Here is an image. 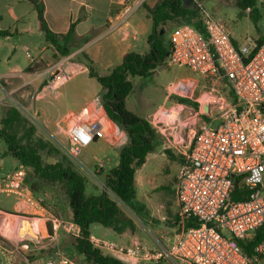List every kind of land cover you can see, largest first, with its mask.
<instances>
[{"label": "built area", "instance_id": "obj_1", "mask_svg": "<svg viewBox=\"0 0 264 264\" xmlns=\"http://www.w3.org/2000/svg\"><path fill=\"white\" fill-rule=\"evenodd\" d=\"M145 2L123 0L121 8L108 19V31L129 28L132 16ZM201 22L203 31L190 25L174 31L167 62L227 84L235 99L219 97L208 114L180 105L185 112L182 122H171L162 113L152 117L151 125L168 140L170 148L184 157L176 183L180 231L168 248L151 250L140 243L123 248L112 242L99 243L124 264H264V241L254 247L251 257L238 244L240 240H252L264 225V42L248 39L236 44L226 25L204 7ZM0 93L14 100L3 77ZM172 93L191 98L175 90ZM27 112L33 124L41 125L35 114ZM202 115L209 121H203ZM110 125L113 122L106 116L88 110L75 115L68 128L67 155L78 160L92 143L118 137ZM26 179L24 168L0 167V195L15 197L17 212L36 213L31 224L39 236L50 224L80 237L81 228L75 223L52 214L37 216L41 203L33 197ZM237 180L249 192L243 201L230 197ZM1 215L9 217L0 210ZM188 221L194 226L186 227ZM26 240V235L15 237L22 250L31 251Z\"/></svg>", "mask_w": 264, "mask_h": 264}, {"label": "rangeland", "instance_id": "obj_2", "mask_svg": "<svg viewBox=\"0 0 264 264\" xmlns=\"http://www.w3.org/2000/svg\"><path fill=\"white\" fill-rule=\"evenodd\" d=\"M202 6L226 25L231 36L238 43H243L248 39L254 41L264 40V0H257L256 7L259 18L256 23L253 22L251 10L249 9L242 13V16H239L236 0H210L207 5L203 2ZM34 21L35 10L31 4H17L15 9H11L4 2L0 3V24L7 31L14 32L23 25L22 22L29 24ZM173 33L174 31L167 33L168 40L171 41ZM37 35H40L41 38H38L36 35L27 34H14L8 38H0V75L12 71L13 68L15 70L24 69L29 65L32 58L39 56V48L41 46L39 44L44 43L45 38L42 34ZM63 61L67 63V59L65 58ZM59 64L63 65L62 63ZM47 66L48 64H45V70L48 69ZM48 81L49 74L44 81V85H47ZM92 81L98 86V82L95 79ZM82 84L83 79L76 78L66 86L61 87L57 92H54L52 96L48 97L46 95V98L43 100L44 103H48L50 112L54 114L58 125L65 123L69 112H78L85 103L86 95L75 94L76 88L81 87ZM132 84L134 86L133 93L137 98L136 112L139 116L151 113L150 116L145 118L149 121L152 120L154 115L162 113L171 122H182L185 112L179 109V106H191L190 103L184 102V100H189L195 104L192 106L193 109L197 111L201 109L204 114H207L204 108L210 97H223L227 100L232 98L227 84L217 82L212 78H205L188 68L174 66L169 64V62L159 66L157 73L152 77H136ZM85 88L91 91L90 86H86ZM6 90H8L7 87ZM173 90L176 93H184L185 96L188 95L191 98L173 94ZM41 97H43V94H41ZM164 101L165 104L162 109H158L155 112L154 110L160 104L163 105ZM216 101V99L210 101V109L211 105ZM54 105L55 108L53 107ZM7 107H12L19 111L20 119L25 122L21 124L22 126L17 123L11 130L5 128L4 121L7 117ZM27 111L35 114L41 125L36 126V124H33ZM103 116H106L112 122L105 111ZM202 120L204 121L205 118ZM29 124L36 130L35 134H32V139L35 140L42 137L50 141L55 149L61 152V154L66 155L75 168L84 175L87 181L86 192L88 196L104 191L108 192L105 178L103 177V166L98 164V162L104 160L106 155H117L110 148L111 144L109 146L105 140L96 141L83 150L78 160H73L65 151V148L68 146L67 136L55 134L45 126L37 105L32 103V99L27 101L21 96H14V100H9L5 98L4 94L0 93V131L6 130L7 134L17 132L21 137L30 133L31 126ZM110 130L114 132L113 125H110ZM158 134L161 137V144L155 150L157 153L151 157L145 170L139 169L138 172L140 189L138 188L137 191V199L145 207L148 214V225H144L137 215L120 203L125 214L134 221L136 227L139 229L138 231L141 232V238L144 242L149 243L148 248L151 250L170 247L177 239L180 231V224L177 219L180 214V207L177 201L176 183L179 167L182 162L177 158L171 160L165 152L171 151L174 157H181V155L176 150L170 148L168 140L163 135ZM7 148L5 139L0 137V167L4 170L19 167L20 164L16 159L7 156ZM42 155L45 162L51 160L47 150ZM30 182L35 183L36 181L32 179ZM65 203H67V197L59 194L56 190L50 204L52 207L51 214L59 217V212L64 211ZM0 210L9 215V217L0 216V264H26L25 262L31 260L32 256H34L33 253L31 254V252L22 250L20 245L15 243V237L17 238V236L21 235L20 232H22L24 224L20 216H25V214L15 212V199L8 195H0ZM39 240L41 244L45 242V239H41V237ZM30 246L33 247L32 243H30ZM43 253L45 262L52 261L56 256V252L51 248L45 249ZM75 258V263L89 264L83 261L82 256L77 253L74 255Z\"/></svg>", "mask_w": 264, "mask_h": 264}, {"label": "trees", "instance_id": "obj_3", "mask_svg": "<svg viewBox=\"0 0 264 264\" xmlns=\"http://www.w3.org/2000/svg\"><path fill=\"white\" fill-rule=\"evenodd\" d=\"M37 13L38 30L61 56L71 54L73 48L69 42L73 36L74 26L67 34H56L48 26L45 20V8L38 0H29ZM209 0H158L151 7L144 3L148 16L153 20V30L148 40L149 49L145 53L128 52L123 57L122 63L106 75H100L93 60L86 54H82V60L89 70V76L94 78L101 87L99 96L100 104L113 123L118 125L127 135L126 144L119 152V163L115 168L106 172L105 184L108 190L98 195H87V181L84 175L78 171L69 158L58 152L54 145L40 137L32 139L36 130L30 124V133L19 136L17 132L8 133L0 131V137L5 139L8 146L7 156L16 159L20 166L27 172L26 184L33 194H41L52 200L55 191L67 197L71 219L81 228V236L70 235L74 242L78 255L89 264H124L121 261L104 255L90 240V226L100 224L121 234L126 230L135 231L136 225L123 209H127L137 215L144 225H148V214L137 199L136 173L144 166L148 154L154 152L161 144V137L151 125L150 121L138 116L127 107V98L133 90L130 77L149 78L156 69L164 65L171 55L172 44L167 38V33H172L182 25H190L199 31L203 29L198 25L201 19V7L203 2ZM257 0H236V8L239 16L251 10V18L254 23L258 21L259 14L256 7ZM10 36V32L0 30V38ZM236 44L237 41L234 40ZM264 42V40H259ZM31 70V68H28ZM231 93V92H230ZM232 99H235L231 93ZM184 102L195 105L189 100ZM7 117L4 121L6 129H13L17 123L24 124L20 119V113L12 107H7ZM205 120L209 118L204 115ZM50 154V161H44L42 153ZM165 154L175 160L184 161V157H174L171 151ZM105 174V171H103ZM31 178V179H30ZM35 179V183L30 180ZM112 194V195H111ZM249 192L239 180L235 182L230 193L231 200L243 201ZM180 221L179 216L177 217ZM192 221L186 223V227H192ZM264 241V225L256 232L250 241H238L244 254L253 255L254 247ZM76 258L74 259L75 262ZM78 264V263H76Z\"/></svg>", "mask_w": 264, "mask_h": 264}, {"label": "crops", "instance_id": "obj_4", "mask_svg": "<svg viewBox=\"0 0 264 264\" xmlns=\"http://www.w3.org/2000/svg\"><path fill=\"white\" fill-rule=\"evenodd\" d=\"M43 3L45 8V20L49 28L56 34H67L74 26L73 36L68 43L73 48L70 55L63 57L59 52L45 39L44 43H40V54L36 58H32L29 65L24 69L9 71L6 74H1L0 77L4 78L5 85L8 91L12 92L14 96H21L25 100L32 99V103L37 105V108L41 114L42 121L48 129H51L55 134L66 135L68 138V128L71 119L79 114L83 110H88L93 115L102 116L104 109L102 108L99 99L101 93V87L98 84L96 86L93 83V79L89 76V70L82 60V54H86L90 57L97 72L100 75H106L110 70L122 63L123 57L128 52L145 53L148 51V40L153 30V20L148 16L147 10L142 6L131 18L130 27L113 32H109L107 29L108 19L110 16L117 13L121 8L123 0H38ZM210 1V0H209ZM4 2L7 7L15 9L17 4L25 5L26 3L34 5L29 0H0V3ZM158 0H146L145 4L148 6H155ZM206 5L208 1L205 2ZM35 10V8H34ZM20 28H17L14 32L10 31V36L14 34L19 35H32L41 38L42 34L38 30L37 13L35 11V21L33 23L25 24L22 22ZM198 25L203 29L201 19ZM0 30L7 31L0 24ZM9 32V31H8ZM43 35V34H42ZM8 36V37H10ZM44 36V35H43ZM6 37V38H8ZM45 38V37H44ZM41 40V39H40ZM29 57V55H28ZM56 58V60H55ZM67 59V63L63 60ZM60 59V60H59ZM59 60V61H57ZM57 61V62H56ZM62 63L63 65L59 64ZM45 64H48V69L45 70ZM60 65V66H59ZM31 68V70H28ZM158 68L155 73H157ZM154 73V74H155ZM49 74V81L47 85H44V81ZM76 78H82L83 84L81 87L76 88V95H86L85 103L78 112H69L67 114L64 124L58 125L55 121L54 114L50 112L48 103H44L46 95L52 96L54 92H57L61 87L66 86L72 80ZM136 77H130V81ZM141 78V77H138ZM90 86L91 91L85 87ZM70 91V90H69ZM134 86L131 94L127 98V107L129 110L136 112L137 110V98L133 93ZM47 92V93H46ZM43 94V97H41ZM34 100V101H33ZM166 100V98H165ZM165 101L160 104L154 111L162 109ZM55 108V105L53 106ZM153 111V112H154ZM152 112V113H153ZM148 115H140L142 118H146ZM139 116V115H138ZM113 134L118 135L112 139L105 140L107 144H111L110 148L116 152L117 155H106L104 160L99 161L98 164L103 166L106 172L112 168H115L119 163V152L122 145L127 140L126 133L120 129L118 125L113 123ZM121 142V143H120ZM119 143V144H118ZM118 144V145H116ZM157 152L154 151L148 154L146 163L140 170H145L149 160ZM183 163V161H181ZM181 163V165H182ZM180 165V166H181ZM17 168V167H16ZM180 170V167H179ZM138 172L136 173L137 191L140 189V182L138 180ZM179 172V171H178ZM95 193L94 195H98ZM33 197L40 201L41 208L37 212L38 217H43L46 214H51L52 207L50 206L51 200L43 195H35ZM15 199V212H17V200ZM64 211L59 212V219L74 223L71 219L70 209L67 203L64 204ZM35 212H28L27 217L33 218ZM37 217V218H38ZM41 222H45L44 219ZM44 229V228H43ZM136 227L135 231L126 230L125 232L118 234L110 228H105L100 224H92L90 226V240L95 247L99 248L104 255H111L104 249L100 248V242H112L123 248H131L135 244H144L148 247L149 243L144 242L141 238V232ZM71 234L59 228L58 226H52L49 224L47 230H43L40 234L41 239H45L43 244L34 243L33 241L26 240L32 243L31 254L33 253L31 260H27L26 264H76L74 262V255L77 251L75 249L74 242L71 240ZM147 241V240H146ZM143 242V243H142ZM51 248L56 252V256L52 261L45 262L43 258V252L45 249ZM109 254V255H108ZM148 262H142L146 264Z\"/></svg>", "mask_w": 264, "mask_h": 264}, {"label": "water", "instance_id": "obj_5", "mask_svg": "<svg viewBox=\"0 0 264 264\" xmlns=\"http://www.w3.org/2000/svg\"><path fill=\"white\" fill-rule=\"evenodd\" d=\"M212 99H216L218 100L219 97H210L208 100V103L205 105L204 110L207 111V114L210 111V101ZM20 218L23 220L24 224H23V229L22 232H20L21 235H26L27 239L30 241H33L34 243H39V238L40 236L34 231L32 224H31V218L27 217V216H20Z\"/></svg>", "mask_w": 264, "mask_h": 264}]
</instances>
